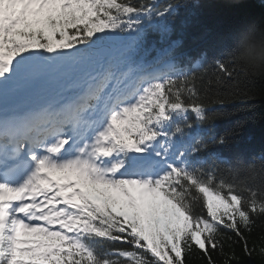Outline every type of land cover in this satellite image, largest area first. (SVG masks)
I'll list each match as a JSON object with an SVG mask.
<instances>
[{
  "label": "snow or ice",
  "instance_id": "1",
  "mask_svg": "<svg viewBox=\"0 0 264 264\" xmlns=\"http://www.w3.org/2000/svg\"><path fill=\"white\" fill-rule=\"evenodd\" d=\"M180 7L0 0V264H186L193 250L218 264L212 253L224 254L229 233L252 255L242 229L264 216V168L250 164L257 182L247 185L209 163L225 161L210 149L242 125L217 135L214 121L248 94L231 49L209 74L207 52L181 66L178 41L149 43L150 33L164 43ZM122 34L143 48L134 87L118 91L133 69L109 65L82 81L49 78L31 107L11 102L53 60L87 59ZM233 261L234 252L223 264Z\"/></svg>",
  "mask_w": 264,
  "mask_h": 264
},
{
  "label": "trees",
  "instance_id": "2",
  "mask_svg": "<svg viewBox=\"0 0 264 264\" xmlns=\"http://www.w3.org/2000/svg\"><path fill=\"white\" fill-rule=\"evenodd\" d=\"M176 0H157L158 6ZM181 5L178 15L169 21L170 32L164 43H159L157 33H150L149 43L156 41L158 46H164L170 41H178L175 56L181 66L187 61L185 56L196 58L201 52H207L205 65L209 74L212 71V60L217 56L226 58L230 51V59L240 70V57L257 58L264 56V1L261 0H179ZM128 34L114 35L101 42L121 43ZM135 34L131 44L143 54V48L138 43ZM146 47V45L144 46ZM155 52L147 57L155 58ZM141 56V55H139ZM239 90L247 93L246 98L234 99L223 111L231 113L214 121V131L217 135L232 129L236 123L242 122L237 134L230 137L226 146H216L211 152L220 153L224 162L209 160L215 163L220 171L218 178H224L237 184L253 185L252 173L248 166L254 164L257 171L264 168V79L238 76ZM197 213L200 208L195 209ZM251 231H245L247 245L252 255L244 254V242L234 234L229 233L232 240L222 239L223 252H213V259L223 264L227 255L235 253L239 261L232 264H264L260 250L264 248V216L253 217ZM223 231V230H222ZM186 264H206L205 258L196 250L186 255Z\"/></svg>",
  "mask_w": 264,
  "mask_h": 264
},
{
  "label": "rangeland",
  "instance_id": "3",
  "mask_svg": "<svg viewBox=\"0 0 264 264\" xmlns=\"http://www.w3.org/2000/svg\"><path fill=\"white\" fill-rule=\"evenodd\" d=\"M261 1H264V0H261ZM106 51L107 49L106 48H104V47H100L99 48V51ZM99 51H96V50H94V51H92L90 54H89V56H88V58L87 59H83L84 60V62H83V65H84V67H83V69L81 70V66H78L77 68L78 69H80L81 70V72L83 73V72H85L86 70H88L87 68V66H88V63H89V61L90 62H93L94 60H95V63L96 64H94V66H97V67H100V65L102 64V60H103V58H102V56H101V52H99ZM93 58V59H92ZM58 60H60V61H62V63H60V65H59V67L60 68H62V69H64L65 71H66V74L65 73H60V70H58L57 68H56V70L58 71V72H55L56 74V79L58 80V79H61L62 77L63 78H65V77H69V73H70V71H72V68L71 67H75L74 65H79V64H81V62L83 61V60H81L79 63L78 62H73V61H71V60H67V59H58ZM54 64L56 63V60H53L52 61ZM71 63H74V65L73 66H71ZM90 66H92L91 64H89ZM132 69H135L133 66H132ZM73 72V71H72ZM121 72H123V71H121ZM120 72V73H121ZM77 73V72H76ZM78 74V73H77ZM72 77V76H71ZM67 79V78H66ZM67 81V80H66ZM74 81V80H73ZM67 82H72L71 80H70V78L68 79V81ZM38 89L39 88H41V86H43V82L42 81H38L37 83H35L34 84ZM25 97H30L28 94H26V96Z\"/></svg>",
  "mask_w": 264,
  "mask_h": 264
},
{
  "label": "clouds",
  "instance_id": "4",
  "mask_svg": "<svg viewBox=\"0 0 264 264\" xmlns=\"http://www.w3.org/2000/svg\"><path fill=\"white\" fill-rule=\"evenodd\" d=\"M240 70L243 75L255 79H264V56L252 58L249 56L240 57ZM260 255L264 257V249L260 250Z\"/></svg>",
  "mask_w": 264,
  "mask_h": 264
},
{
  "label": "bare ground",
  "instance_id": "5",
  "mask_svg": "<svg viewBox=\"0 0 264 264\" xmlns=\"http://www.w3.org/2000/svg\"><path fill=\"white\" fill-rule=\"evenodd\" d=\"M52 64H54L53 62H51ZM49 66V65H48ZM75 67L73 68L72 67V69H73V72H71L70 73V75L72 76V77H75L76 75H77V73L80 71V69H78L77 67L78 66H81V68H82V65L81 64H79V65H74ZM97 68H94V70H96ZM77 72V73H76ZM23 91H24V88H23V90L21 91V93L19 94V96H17V97H14L13 99H12V103H17V102H23V101H26L27 100V98H24V97H22V95L24 94L23 93Z\"/></svg>",
  "mask_w": 264,
  "mask_h": 264
}]
</instances>
